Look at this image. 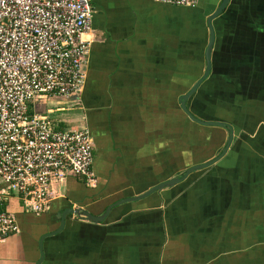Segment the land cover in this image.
<instances>
[{"label":"crops","instance_id":"0c3cea01","mask_svg":"<svg viewBox=\"0 0 264 264\" xmlns=\"http://www.w3.org/2000/svg\"><path fill=\"white\" fill-rule=\"evenodd\" d=\"M222 1L186 8L94 0L82 93L38 100L32 110L50 115L54 101L81 110L76 125L54 124L88 125L97 183L76 176L55 183L42 214L9 199L21 232L0 241V264H264V132L257 129L264 120L254 115L264 112L257 97L264 95V0H230L213 20L212 70L187 101L197 118L233 128L227 153L130 200L213 160L227 144L228 129L194 122L179 101L206 71L208 19Z\"/></svg>","mask_w":264,"mask_h":264},{"label":"built area","instance_id":"2783aa9c","mask_svg":"<svg viewBox=\"0 0 264 264\" xmlns=\"http://www.w3.org/2000/svg\"><path fill=\"white\" fill-rule=\"evenodd\" d=\"M195 8L200 0H155ZM94 0H0V241L18 234L17 198L46 212L54 184L69 176L95 186L94 139L88 125L59 129L32 110L38 100L80 96L88 77Z\"/></svg>","mask_w":264,"mask_h":264},{"label":"water","instance_id":"95a60500","mask_svg":"<svg viewBox=\"0 0 264 264\" xmlns=\"http://www.w3.org/2000/svg\"><path fill=\"white\" fill-rule=\"evenodd\" d=\"M229 1L230 0H223L222 3L220 4V6L217 8V10L208 19V26H209V29H210V40H209V43H208L207 49H206L207 68H206V71H205L204 75L194 84V86L189 90V92H187L185 95H183L179 99L180 104H181V108L184 110V112L194 122H196L198 124H201L203 126H217V127H223V128L228 129L230 131V135H229L227 144H226L225 148L223 149L222 153L219 156H217L216 158H214L213 160H211L209 162H206V163H203V164L194 165L193 167L189 168L185 172V175L182 176L181 178H175V179L163 182V183L155 186L154 188H152L150 191L146 192L142 196L136 197V198H131L130 200H135L136 201V200H139L141 198H145L146 196L150 195L151 193L156 192L158 190H162L164 187H166L168 185L180 183L188 175L192 174L193 172H195L197 170L208 168V167L214 165L216 162H218L227 153L228 149L230 148V146L232 144V141L234 139V130L229 124L224 123V122H219V121H205V120H201V119L197 118L194 114H192V112L188 109V106H187V101L190 99V97L197 92L199 87L210 76V73H211V70H212L211 54H212V49L214 47V43H215V39H216L215 29H214V26H213V20L215 18H217L223 12V10L228 5ZM124 201H127V199L118 202L116 205L121 204ZM111 208H109L108 211H110ZM82 213L84 215L88 216V218H90V219H92L94 221H102L106 217V215L103 216V217H96V216H92L88 212H82Z\"/></svg>","mask_w":264,"mask_h":264},{"label":"rangeland","instance_id":"374dc122","mask_svg":"<svg viewBox=\"0 0 264 264\" xmlns=\"http://www.w3.org/2000/svg\"><path fill=\"white\" fill-rule=\"evenodd\" d=\"M208 84H210V83H208ZM251 85H252V83H251ZM207 88H210V85H206L205 89H207ZM260 95L261 96H257V97H261L264 100V95L263 94H260ZM245 99H246V97H245ZM245 103L248 105L247 99H246ZM240 104H241V100H239V98L233 100L231 103L232 106L240 105ZM48 107H50L52 109L50 116L54 120V123H55V120L57 119L59 121L66 122V124L69 126V124L77 123L78 122L77 120L80 119L79 117L81 115V110H79L78 107L73 103L67 102V103L61 104V103L54 101V102H48ZM254 115L257 117L256 120H264V112L256 113ZM218 116L220 118H222L221 114H218ZM72 121H75V122H72ZM263 124H264V121H262V125ZM263 127H264V125L262 126V128H257L258 131L264 132Z\"/></svg>","mask_w":264,"mask_h":264},{"label":"trees","instance_id":"16d2710c","mask_svg":"<svg viewBox=\"0 0 264 264\" xmlns=\"http://www.w3.org/2000/svg\"><path fill=\"white\" fill-rule=\"evenodd\" d=\"M198 7V6H197ZM197 7H195V8H197ZM8 203H9V201L8 200H6L4 203H3V205H2V207H1V209L3 210H9V211H11L9 208H8ZM13 212V211H12Z\"/></svg>","mask_w":264,"mask_h":264}]
</instances>
